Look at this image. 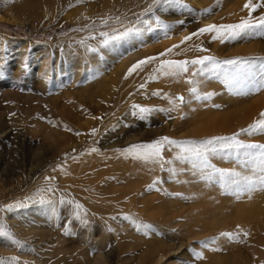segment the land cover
I'll use <instances>...</instances> for the list:
<instances>
[{
  "label": "rangeland",
  "instance_id": "rangeland-1",
  "mask_svg": "<svg viewBox=\"0 0 264 264\" xmlns=\"http://www.w3.org/2000/svg\"><path fill=\"white\" fill-rule=\"evenodd\" d=\"M2 1L0 231L8 235L0 236V264H57L48 252L58 245L69 250L62 255L68 259H74L75 251L83 249V252L78 253L80 256L88 247L93 246L94 252L91 255L77 260L80 264H151L148 263L146 254L149 251L150 255L149 246L152 242L156 247L153 254L158 258L153 264H264V235H260L264 233V223L260 221L261 218L264 220V216L254 220L257 226H262V231L256 230L259 227L255 228V225L253 228L252 222L240 221L244 219L241 213H245L248 207L264 214V191L241 193L237 196L234 186L226 187L219 177V172L252 175L251 169L259 161H253L245 153L257 150L235 147L225 149L218 144V151L209 153L205 162L179 160L177 156L181 154V149L165 146L163 156L167 162L163 167L145 163L124 152L132 145L152 143L165 136L181 142L194 141L197 145L213 139L209 137L211 133L207 134L214 121L213 115L209 117L208 112L219 111L223 107L216 106L217 96H212L213 91L208 89V85L212 81L228 92V96L237 97L239 89L228 84L230 79H221L225 78L224 74L227 76L228 69L210 71V66L206 64L203 66L205 71L200 72L201 66L189 65L188 73L178 76L157 73V79H149L156 67L153 63L125 79L130 67L119 77L113 78V69L117 66L114 63L116 66L109 64L107 75L104 74L108 77L103 80L105 88L101 85L103 91L100 92V88L97 92L91 89L96 88L95 81L102 76L99 78L95 65L87 62L93 51L99 56L103 55L96 40L104 37L102 32L109 35L115 28L127 24H144L145 20L153 22L149 27L161 31L156 26L158 17L171 28L170 38H163L160 32L151 40L152 53L147 57L157 56L173 45L181 44L183 39L176 41L181 30L191 35L202 28L199 19L202 20L204 13L199 9L195 10L189 0L180 1L179 5H158L149 12L147 10L152 5L151 2L136 13L119 17L117 22L115 18L118 16L114 13L101 15L100 6H96L95 11L91 12L90 6L99 5L98 0H40V6L34 7L35 9L32 6L19 9V0ZM253 3H258V0H253ZM84 9L86 15L89 12L91 14L83 19L81 10ZM32 11L36 15L29 17L26 13ZM110 16L112 19H109L108 25L101 23L102 20L111 18ZM260 16H264V8H258L252 13L253 21ZM246 18L247 10L237 20L223 19L218 25L238 24ZM202 36L212 38V43L217 40L214 38L215 33L201 34L161 59L193 60L204 57L202 54H211L213 47L205 44ZM164 41L167 44L162 46ZM243 41L264 43V34L256 29L224 45L243 44ZM196 47L200 52H194ZM180 48L184 50H178ZM214 58L224 61L241 57ZM77 62L82 65L85 76L73 83L69 66ZM256 67L258 70L264 68L258 63ZM246 70L249 69L245 68L240 76ZM141 84L145 87L141 88ZM259 84L257 81L252 85L246 84L254 90L252 96H255V91H259L256 86ZM77 85L84 91L95 92L93 94L96 96L89 98L91 93L88 91L78 96L74 91ZM87 86L91 88L87 89ZM183 88L196 95L195 111H189L184 104V94L181 92ZM179 97H183V101ZM134 106L149 111L142 113ZM213 106L216 107L212 108ZM219 120L221 122V117ZM225 120L228 123L226 118ZM35 122L37 127L49 130V134L43 136L36 132L30 133L28 125ZM80 125L87 127L83 129ZM93 129L96 130L94 135ZM244 134L237 137L240 142L264 145V131L257 130L250 137L241 140ZM104 137L114 138L118 147L102 150L104 147L99 146ZM93 148L96 151H92ZM130 173L138 176L132 177ZM209 174H212L211 179L206 178ZM60 175L62 180L59 179ZM41 187L52 199L47 202L43 200L42 206L37 203L41 206V209H37L33 201L40 200L33 195ZM10 189L14 193L6 195ZM8 197L12 198L6 201ZM28 199H32V202ZM11 200L25 205L18 207L19 204L16 203L17 210L21 208V211H26L27 217H39V224L34 222L31 225L41 226L43 229L33 231V234L27 233L14 222L11 224V220L5 221L7 215L12 213L11 206L8 205ZM86 201L94 203L98 210L85 205ZM32 205L35 210H24L28 206L33 207ZM77 205L81 207L77 208ZM16 214L17 212L12 216ZM103 215L114 220V226L118 227L117 233L116 230L103 226ZM224 232L239 235L237 239L229 240L220 235ZM246 232L247 235H244ZM101 239L104 240L102 249L93 245L94 240ZM213 239L216 240L215 244L211 243ZM203 242H208L209 247L204 248ZM213 248L219 251H212ZM196 253H202L203 258L197 259Z\"/></svg>",
  "mask_w": 264,
  "mask_h": 264
},
{
  "label": "bare ground",
  "instance_id": "bare-ground-1",
  "mask_svg": "<svg viewBox=\"0 0 264 264\" xmlns=\"http://www.w3.org/2000/svg\"><path fill=\"white\" fill-rule=\"evenodd\" d=\"M98 1L100 3L99 5H92V6H90V8H92L91 12H93V10L95 11V7L96 6H100V11H101L100 14L101 15L107 16L110 13H114L118 17L125 16V15H127L129 13H136L140 9H143V8L147 7L148 4H150L151 2H153V0H98ZM180 1L181 2H186L187 0H180ZM50 2H52V1H50ZM189 2L191 4V6L195 8V10L196 9H199L202 13H204L202 15V20L199 19L201 21L200 23H201L202 28L203 27H206L207 25H210V24L218 25V23H220L221 20H223V19H229L230 21H234V20H237L238 16H240L241 14H246V10L243 9V5L246 3V0H189ZM1 3H4V1L0 0V4ZM17 5H19L18 6L19 9L24 8V7H27V6H32L33 8L34 7L38 8L40 6V0H23V2H21L19 0V4H17ZM1 6H2V4H1ZM85 10L86 9L81 10L82 11V14H84V15H82L83 19L86 16H90V14H91V12H89V13H87L88 15H86L85 14L86 13ZM26 14H28L29 17L30 16L33 17L34 14L36 15V13L34 11L29 12V13H26ZM14 15H16V14H14ZM17 16H20V15H17ZM21 16H23V15H21ZM75 17H77V16H75ZM110 17L112 18V16H110ZM87 22H88V20H87ZM152 24H153V22L151 21L149 25H145V24H142V23H135V24H127V25H124V26L115 28L108 35L109 37H111L112 35L118 34V33H122L125 30L130 29V28H139L141 30V35L139 37L133 36V37H131L129 39L120 41L118 43H114V44H112V45H110L108 47H104L103 44H102V42L105 39V37H100V38L96 39L97 40V45L99 46V48L102 51L103 55L102 56H99L95 51H93L92 54H91L92 56L90 57V60L87 63H93L95 65L96 71L98 72L99 78L101 76L102 77L100 79H96V81H95V83L97 85H95V84L94 85L96 86L97 89L96 88L93 89V88L88 87V86H87V89L88 88L89 89L91 88L92 90H95V92H97V91H99L98 88H100V92L103 91L102 88H105V86H106L105 84H104L105 86L103 85V82L105 83V81H103V80L105 79V77H108V76H106L107 75L106 71H107V67L109 66V64L116 63L117 66L114 64L116 66V68L113 69L114 74H113V71H112V74L113 75L110 74V73H108V74L109 75H112L113 78L115 76L116 77H119L121 73L123 74V72L126 69H128L129 67H131L134 63H136L137 61H139L141 59L146 58L148 55H151L152 48H153L152 47V44H151V40L153 39L154 35H159L160 32H161V31H157V30L155 31L154 29H153V31H148L147 30L148 27L150 25L152 26ZM0 33H2V32L0 31ZM179 34H180V36L176 39L177 42L179 40H182L185 36H188L187 35V31H185V30H181L179 32ZM201 38H204L205 39V41H204L205 44H210L213 47L212 53L211 54H202L204 56H211V57H217V58H224V57H227V58L230 57V58H232V57H235V56L238 57V55H240L241 58L242 57H246V56H256L257 58H264V43H249V42L246 43V42L243 41L244 42L243 44L242 43H236V44L229 43V44L224 45V43H226V42H233L234 40H224L223 38H220V39L215 40L214 43H212L210 41V40H212V38H210L209 36H202ZM162 43H163L162 46H165L167 44V42H165V41L162 42ZM183 44H185V43H183ZM183 44H179V45L182 46ZM178 50L182 51L184 49L183 48H180ZM196 50L198 52H200L198 47H196L194 49V52ZM129 52H131L132 54L129 55ZM187 55H189V54L187 53ZM195 55L196 54H191V56H195ZM196 59H198V58H196ZM263 62L264 61H261L259 59L256 60L255 66L252 65L250 68H248L249 70H246L245 72H243L242 76H240L237 80H235L236 83L233 80H229L228 84H230L232 87L233 86H236L239 89V92H238V96L237 97H234V96H231L230 97V96H228L227 95L228 92H225L224 90H222L214 82H212V81L210 82V84L208 85V89L210 91L211 90L213 91L212 96H214V95L217 96L218 102L216 103V106H222L223 109L222 110H219V111H215V112H213L214 110H211V112L209 110V112H208L210 114L209 117L211 115H213V117H214V121H212V127H211V129H209L207 131V134H210L211 133V135L209 137H211V138H216V137H230V136H233V135H235L237 133H240V134H244L245 133L243 135V137L241 138V140H242V139H246V138L250 137L251 135H253V133L255 131H252L250 133L249 132H243L242 133L241 130L242 129H249L250 126L252 124H254L257 120L264 119V117H261V113H264V88H258L257 87L259 91H255V93H256L255 96H252L251 93L254 90H251L249 87L246 86V84L249 83L250 85H252L253 82H255V81H257L258 84L259 83L260 84L261 83H264V72H263L264 71V68L263 69L260 68V70H258L259 68L256 67L257 66V63H258V65L261 66V64ZM252 68H254L256 70H254ZM251 69L254 70L255 72H252ZM41 70L42 69H40V71ZM86 73L88 74V72H86ZM105 73H106V75L104 76ZM69 74L71 76V79H72L73 83L74 82L75 83L78 82L81 78H83L82 76H85V75H83L82 65L79 64L78 62L75 63L72 66H69ZM224 75H225V78L222 77L221 79H223V80L229 79L228 78V75L227 76H226V74H224ZM92 76H94V75H92ZM58 78H60V77H57V79ZM86 78H88V77H86ZM118 81H116V82H118ZM55 82H57V81H55ZM58 82H60V81H58ZM89 85H92V84H89ZM98 85H100V87H97ZM101 85H103L102 88H101ZM57 86H59V83L57 84ZM95 86H93V87H95ZM256 86H258V85H256ZM184 89L185 88L181 89V92L184 94V104L187 105V108H188L189 111H195L194 103H195V100H196V95L193 94L190 90H187V89L184 90ZM74 91H76V93H77L78 96H81V94H84V92L86 94V92L88 90L87 91H84L83 88H81L80 85H77L76 90H74ZM95 92H92V93L89 92V93H91L90 96H89V98L94 97V95L96 96V94H93ZM107 92H106V94H107ZM110 92H111V90H110ZM108 96H109V94H108ZM68 97H69V95H68ZM216 106H213L212 108H214ZM206 116H205V118H206ZM219 117H221V119H222L221 122L219 120ZM225 118L228 120V123L226 122ZM36 125H37L36 122L29 124L28 125V131L30 133H35L36 132L37 134H40V135H43V136H46V135L49 134V130H43V129L37 127ZM85 126L86 125H82V126L80 125V128L85 129L87 127V126L86 127ZM92 143H93V140H92ZM89 147H91V146H89ZM99 147H104L102 149V150H104V149H111V148H114V147H118V145H117L116 141L114 140V138L104 137L102 139V142H101V144H100ZM180 168L181 167H179V169ZM178 170H177V172H178ZM170 172H171V170H170ZM130 174L133 175V176L131 175L132 177H135V176L137 177L138 176L135 173H130ZM130 174H129V176H130ZM159 174H161V173H159ZM165 174H164V176H165ZM161 175L163 176V174H161ZM59 179L62 180L61 175L59 176ZM37 182H39V179L37 180ZM60 185L61 186L63 185L62 182L60 183ZM39 186H41V185H39ZM39 186H37V187H39ZM39 189H37L34 192L35 193V196L33 195V197L35 199H37L36 197H38L39 200H40V201H33V203L36 204L35 207L37 209H41V206L44 203L43 200H46L45 202H47V201H49V199H52V196H48V194L45 193L44 190L42 191V189H43L42 187L39 188ZM192 191H194V190H192ZM13 193H14V191L12 189H10L8 192H6V195H11ZM11 198L12 197H8L6 199V201L8 199H11ZM20 198L22 199V196ZM28 200L31 201L32 199H28ZM29 201H25V203H28ZM16 203L19 204L16 200H11V202H8V205L11 206L12 213H11V215H9V214L7 215V217L5 218V221L9 220V222H10V220H11V224H13L12 222H14V224H17L18 225V228L24 229L27 233H32L33 231H40L41 229H43L41 226L40 227H34V226L31 225L34 222L35 223H38L40 221L39 217L31 219L30 217H27L26 216V213H27L26 211L25 212L24 211H21V208H18V210L20 209L19 212H18L17 207H16L18 205ZM37 203H40L39 205H41V206H39ZM84 204L87 205V206H90L91 208H93L95 210H98V207L96 205H94V203L91 204V203H89V201H86V202H84ZM23 205L19 204L18 207H20V206L22 207ZM32 206L34 207V205H32ZM250 206H251V204H250ZM254 206H255V203H254ZM260 206L262 207L263 205L260 204ZM24 207H25V205H24ZM33 207H30L29 208V206H28V208H25V209L23 208V209L24 210L27 209L28 212H30L31 210H35V207L34 208ZM252 208H253V206H252ZM248 209H247V211L245 213H241V215L244 217V219H242L240 221L243 222V223L252 222L253 224L250 223V225L252 224L253 228H254V225H255V228H256L257 223H255L254 220H257L256 218H259L260 219L261 216L262 217L264 216V214H263V212L261 214L260 211L257 212L256 209H251L250 207H248ZM205 211H207V210H205ZM16 212H17V214L18 213L20 214V212H21L20 216L17 215V214L14 215V216H12V214L13 213H16ZM29 216H30V214H29ZM232 216H233V214H232ZM261 219H260V221L262 223H264V220L262 219L263 220L262 221ZM199 220H201V217H200ZM15 221H19V222H15ZM102 221H103V226H105L106 229L107 228H110L111 230H116V233H117L118 227L114 226V220H111L110 218L104 217V215H103ZM236 224H237V222H236ZM17 225H16V227H17ZM11 226H13V225H11ZM262 226H261L262 229H264V224ZM43 227H45V226H43ZM257 227H259V226H257ZM261 227H259V229L256 228V230H260ZM243 228L244 227H242V230H243ZM262 229L260 231H262ZM260 235H264V233H261ZM256 236H259V235L256 234ZM103 241H102V239L101 240H94L93 245L95 244V246H98V247L100 246V248L102 249V247L104 246L103 245ZM47 242H48V240H47ZM149 247H151L150 248L151 249L150 250V255H149V251H148L149 249H148L147 250L148 251V254H146V256L148 255V258H149L148 259V261H149L148 263L153 264V262L154 263L156 262L155 260L157 258V256L153 254V251L156 249L155 243L152 242ZM67 251H69L67 248H63L61 245L60 246L58 245V246H55V248L53 250H50L48 252V254H51L53 256V258L55 259V262H57V264H80L79 262H77V260L80 257H82V258L84 257V259H85V256L87 257V255H91L94 252V249H93V246L88 247L86 249V252H84L83 255H80V256H79L78 253L80 251L83 252L84 250L81 249V250L75 251L74 252V256H73L74 259H68L65 256H62ZM41 253H44V251L41 252ZM162 258H163V255H162ZM19 264H26V263L21 262Z\"/></svg>",
  "mask_w": 264,
  "mask_h": 264
},
{
  "label": "snow or ice",
  "instance_id": "snow-or-ice-1",
  "mask_svg": "<svg viewBox=\"0 0 264 264\" xmlns=\"http://www.w3.org/2000/svg\"><path fill=\"white\" fill-rule=\"evenodd\" d=\"M179 5L180 0H153L152 5L149 6V12L155 6L158 5ZM258 8H264V0H258V3H253V0H246V3L243 5V9L248 11V18L242 19L238 24H223V25H214L210 24L206 27L200 28L197 32H193L191 35L185 36L181 41V44L186 43L191 40L193 37H199L204 33H215L214 38L224 40H235L239 38L242 34H249L256 29L261 30V34H264V16H260L256 18L255 21L252 19V13L255 12ZM109 19L107 18L101 21L104 25H108ZM115 20L118 22L119 17H116ZM145 25H149L150 22L145 20L143 21ZM180 23H183L181 21ZM156 26L161 30L163 38L168 39L169 30L171 28L170 25L163 24L159 18H156ZM148 31H153L151 27H148ZM102 36L105 37L102 44L104 47H108L114 43H118L120 41L129 39L133 36L139 37L141 35V30L139 28H130L125 30L122 33H118L108 36V33L102 32ZM159 42V41H157ZM180 45H173L172 48L167 49L165 52H161L157 56H149L144 59H141L134 63L128 70L125 75V79L132 76L133 73H137L144 70L149 64H156V67L153 69V74L150 75L149 79H157V73L163 76H178L180 74L186 73L189 70V65H199L201 66L199 71L204 72V65H209L210 71H215L218 69H228L227 75L230 80H237L240 76V73L245 68H250L256 60L264 61V58H235L228 59L224 61H218L214 57L204 56L194 60H182L176 61L172 59H161V57H166L169 54L173 53L176 48H179ZM95 50V49H94ZM202 51H206V49H201ZM132 53L129 52V55ZM264 67V63L261 65ZM191 83V81H189ZM141 88H144L145 85L141 84ZM258 88H264V83H261L257 86ZM195 91V89H193ZM159 93H157L158 95ZM180 101H183V97L178 98ZM137 107L139 112H148L149 109L139 108ZM261 117H264V113H261ZM67 130V129H66ZM264 131V119L257 120L254 124L250 126L249 129H242L241 132H252V131ZM95 129L92 130V134H95ZM79 135V133H77ZM240 133H237L230 137H216L213 139H208L203 141L200 144H196L194 141H176L170 139L169 137H160L152 143L148 144H137L132 145L129 148L125 149L124 152L130 155H133L134 158L143 160L145 163H154L159 164L163 167V164L167 161L164 160L163 152L165 146H175L181 149V154L177 156L179 160H203L207 161V157L209 153H214L218 151L217 145L220 144L225 149H231L235 147L236 149H254L257 151H249L245 153L248 157H250L253 161L258 160L259 163L255 168L251 169L252 175L250 176H241L238 172H219V177L224 181L226 187L234 186V193L239 196L241 193L251 194L254 191H264V145H256V144H244L240 142L237 137ZM92 151H96L95 148ZM218 171V170H217ZM207 179L212 178V174H209ZM235 178V179H233ZM77 208L81 207L80 205L76 206ZM128 219V217H125ZM6 232L0 231V236H7ZM222 237H227L229 240H235L238 238V233L224 232L220 234ZM247 235V233H244ZM212 244L216 243V240L213 239L211 241ZM202 246L204 248L209 247L208 242H203ZM212 251H219V249L213 248ZM196 258H203L202 253H196Z\"/></svg>",
  "mask_w": 264,
  "mask_h": 264
}]
</instances>
